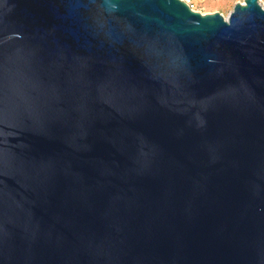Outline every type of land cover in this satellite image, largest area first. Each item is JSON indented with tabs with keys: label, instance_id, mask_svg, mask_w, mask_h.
Wrapping results in <instances>:
<instances>
[{
	"label": "water",
	"instance_id": "obj_1",
	"mask_svg": "<svg viewBox=\"0 0 264 264\" xmlns=\"http://www.w3.org/2000/svg\"><path fill=\"white\" fill-rule=\"evenodd\" d=\"M0 264H264L258 0H0Z\"/></svg>",
	"mask_w": 264,
	"mask_h": 264
},
{
	"label": "rangeland",
	"instance_id": "obj_2",
	"mask_svg": "<svg viewBox=\"0 0 264 264\" xmlns=\"http://www.w3.org/2000/svg\"><path fill=\"white\" fill-rule=\"evenodd\" d=\"M243 0H211L208 3L199 6L202 14L219 12L222 16L227 17L234 4L241 3ZM258 3L264 8V0H258Z\"/></svg>",
	"mask_w": 264,
	"mask_h": 264
},
{
	"label": "built area",
	"instance_id": "obj_3",
	"mask_svg": "<svg viewBox=\"0 0 264 264\" xmlns=\"http://www.w3.org/2000/svg\"><path fill=\"white\" fill-rule=\"evenodd\" d=\"M181 1L184 2L190 8V10L202 14V12L199 9V6L206 4L211 0H181Z\"/></svg>",
	"mask_w": 264,
	"mask_h": 264
}]
</instances>
